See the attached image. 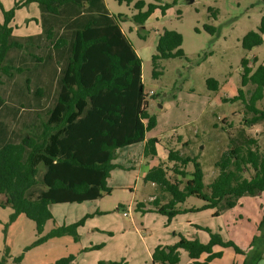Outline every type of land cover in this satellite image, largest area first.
<instances>
[{
	"label": "trees",
	"instance_id": "16d2710c",
	"mask_svg": "<svg viewBox=\"0 0 264 264\" xmlns=\"http://www.w3.org/2000/svg\"><path fill=\"white\" fill-rule=\"evenodd\" d=\"M32 3L39 10L33 20L40 30L17 34L13 25L16 9ZM145 4H135L139 12L133 19L140 25L158 7L163 14L170 7L151 3L143 11ZM210 9L217 14L216 9ZM124 17L112 13L105 0H19L8 10L2 7L0 194L6 196L3 204L13 209L11 221L25 214L36 223L38 238L32 246L66 235L79 240V228L93 214L60 224L52 206L83 203L92 199L94 189L100 196L110 194L112 171L125 167L117 162L120 150L144 143V156L158 158L160 139L147 137V132L157 126V117L149 112L142 83L136 84L137 79L141 81L142 59L122 31ZM207 28L215 32L214 26ZM183 40L176 30L165 29L160 34L152 56L154 77L163 73L161 60L184 56ZM263 43L264 16L258 29L249 31L242 40L247 50ZM257 61L254 57L253 63ZM241 65L242 87L238 95L224 100H242L251 117H245V127L230 137L228 150L216 162L217 176L205 183L197 156L168 147L167 162L173 165L160 161L146 172L144 180L154 184L159 194L152 196L147 209L145 203H139V210L166 215L168 223L191 211L215 209L218 216L235 208L242 197L264 191V149L259 138L246 129L264 122V107L257 106L264 98V64L254 70L250 59L243 58ZM207 82L210 89H218V80L209 78ZM250 85L254 89L245 90ZM190 163L191 171L186 169ZM191 196L203 200V206L182 208ZM48 221L53 222V228L43 234ZM195 226L208 232L207 242L179 233L176 243L155 247L152 264H182L181 250L188 253L190 261L186 264H211L223 255L214 251L215 246L245 255L242 264H258L264 258V218L248 248L208 226ZM204 253L207 257L201 261ZM75 259L70 254L56 264H73ZM21 260L22 256L16 258ZM5 262L3 259L0 264ZM98 264L127 263L101 260Z\"/></svg>",
	"mask_w": 264,
	"mask_h": 264
},
{
	"label": "rangeland",
	"instance_id": "374dc122",
	"mask_svg": "<svg viewBox=\"0 0 264 264\" xmlns=\"http://www.w3.org/2000/svg\"><path fill=\"white\" fill-rule=\"evenodd\" d=\"M16 1L19 0H0V16L2 7L8 10L14 7ZM105 1L112 13L125 16L120 23L122 31L142 59L141 81L137 79L136 84L142 83L149 112L157 117V126L147 132V136L160 139L159 151L166 162L168 147L178 149L184 155L197 156L205 173L204 181L210 183L218 174L216 162L228 150L230 137H235L239 129L245 127V117H251V114L247 115L242 100L232 102L224 99L238 95L242 87L243 58L250 59L254 70L264 64V43L251 50L245 49L242 44L243 37L249 31L257 30L261 23L264 16L262 0ZM138 1L146 3L143 11L151 3L170 4V7L165 14L158 7L140 25L133 19L139 12L135 7ZM28 6L16 9L13 25H16L17 34H28L37 29L33 18L37 17L39 10L35 4ZM211 7L218 11L216 15ZM209 25L215 27L214 33L207 28ZM165 29L176 30L183 35L184 56L161 60L163 73L154 77L152 56L157 52L158 38ZM254 57H258L256 63H253ZM209 78L218 80V89L209 88ZM248 89L252 91L254 86L245 88ZM257 106L264 107V98ZM246 129L259 138L264 149V122L246 126ZM140 145L125 148L119 161L127 165H143L145 159L139 156L142 153ZM132 150L135 156L126 154ZM159 162L160 159H157L155 164ZM167 164L173 165L169 161ZM131 166L113 170L108 180L110 194L100 196L99 190L94 189L92 199L83 203L52 206L61 223H71L87 213L93 214L79 229L80 238L77 241L66 235L32 246L38 238L36 223L25 214L11 221L13 209L3 204L6 196L0 194V261L6 259L5 264H56L59 258L73 254L76 256L74 264H98L101 260L152 264L146 251L156 244L154 242L170 237L165 228L170 223L166 215L138 209L139 203H145L146 208L151 207V197L159 192L154 184L144 180L139 167ZM186 169L191 171L193 164L187 165ZM245 199L244 209L254 214V209L249 207L254 198L246 196ZM203 204V200L191 196L183 207L199 208ZM216 217L208 209L179 214L172 233L182 227L181 223L189 220L202 226L214 225ZM52 228L53 222L48 221L43 234ZM140 231L145 237L140 238ZM191 231L184 228L176 235L182 233L189 236ZM97 244L102 246L91 248ZM21 256V262L16 261Z\"/></svg>",
	"mask_w": 264,
	"mask_h": 264
},
{
	"label": "crops",
	"instance_id": "0c3cea01",
	"mask_svg": "<svg viewBox=\"0 0 264 264\" xmlns=\"http://www.w3.org/2000/svg\"><path fill=\"white\" fill-rule=\"evenodd\" d=\"M32 4H35V3H32ZM32 4H30L29 6H31ZM38 16H39V12L37 14V17ZM34 23H36V22L34 21ZM36 25H37V29L34 32H31V33H36V32H38L40 30L39 25L37 23H36ZM140 144H141L140 146L142 148L140 152H142V153L139 156H141V159H145L143 165L139 164V165H135L134 166L133 163L127 165V164L122 163V161H119V156H120L121 152L125 150V148L120 150L117 162H119L120 164H122L124 166H127V167H129L131 165H132L131 166L132 168L139 167L140 170L142 171L143 177H144L146 172L152 166L156 165L155 163L157 162V159H160V161H165V160L162 159L164 156H161V153L159 151V144L160 143L157 145L158 158H156V159H151L149 157L144 156V153H143L144 143H140ZM131 146H133V145H131ZM129 147L130 146H128L126 148H129ZM132 151L133 152H128L126 154L129 155V156H135L134 155L135 154L134 150H132ZM130 158H128V160H130ZM142 162H143V160H142ZM112 175H113V173L111 174V176ZM245 197L246 196L241 198L240 203L235 208H233L231 210H228V211L222 213L221 215H218L216 217L217 223H215L214 225L210 224L208 226V227L212 228L213 231H220L221 234L225 238H228V239L230 238V239L234 240L242 248H248L250 246L254 236L259 234L258 225H259L260 221L264 218V192H261L260 195L251 196V197L254 198V200H252V203L249 205V207L254 209V211H255L254 214L249 213L248 211H246L244 209V204H245V200H246ZM152 199H153V197H151V200ZM182 208H183V206H182ZM208 210H210V214H212L214 216L215 209H208ZM176 217L172 220L170 225L165 227V228H167L169 234H171L170 237L167 238L164 241L163 240H158V241L154 242L156 244L149 246L148 250L146 251L147 254H148L147 256L149 257V260H152V253H153V251H154V249H155V247L157 245H159V244H173V243H176L179 240V236L176 235V232L177 231L178 232L179 231L182 232V230L184 228H187L188 230H192L191 232H189L191 234H189L188 237L197 236L204 242H207L209 240L208 232L197 228L195 225L196 224L200 225V223L192 221V220L191 221L190 220L186 221L184 224L181 223L180 225L182 227L179 226V228L174 230V233H172V229H173L174 223H175V221H177ZM59 223L62 224L61 222H59ZM64 223H68V222H64ZM139 236H140V238L145 237L144 235H142L141 231H140V235ZM214 251L215 252L222 251L223 255L220 258L214 259L211 262V264H242L244 259H245V255L236 253L231 248H223L221 246H215L214 247ZM206 257H207V253H204L201 256L200 260L204 261ZM181 258H182V264H186V263H188L190 261V259L188 257V253L186 251H184V250H181ZM261 262H264V258L262 260H260L259 263H261Z\"/></svg>",
	"mask_w": 264,
	"mask_h": 264
},
{
	"label": "built area",
	"instance_id": "2783aa9c",
	"mask_svg": "<svg viewBox=\"0 0 264 264\" xmlns=\"http://www.w3.org/2000/svg\"><path fill=\"white\" fill-rule=\"evenodd\" d=\"M125 215H127V212H124Z\"/></svg>",
	"mask_w": 264,
	"mask_h": 264
}]
</instances>
